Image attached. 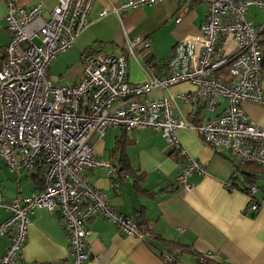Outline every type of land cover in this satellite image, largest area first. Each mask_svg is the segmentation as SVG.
I'll return each instance as SVG.
<instances>
[{
    "label": "built area",
    "instance_id": "1",
    "mask_svg": "<svg viewBox=\"0 0 264 264\" xmlns=\"http://www.w3.org/2000/svg\"><path fill=\"white\" fill-rule=\"evenodd\" d=\"M162 1L168 0H123L112 11L118 16ZM180 1L206 4V18L198 35L175 44L164 74L146 62L141 64L146 80L128 82V58L138 61L137 49L150 47L144 36L137 35L126 41L120 55L83 53L81 76L73 85L52 84L47 71L89 24L93 0H56L46 15L38 1L28 5L6 1L4 26L9 38L0 62V157L10 172L25 171L31 177L40 167L42 188L27 196L17 194L9 202L0 191V209L8 212L0 222V238H8L0 264H60L22 258L30 214L41 208L58 211L68 236L70 264H85L87 222L95 216L148 244L149 229L112 207L105 193L85 176L87 170L104 168L113 187L128 177L113 162L93 155L89 139L93 134L103 138L109 127L157 131L182 161L175 185L183 191L192 188L189 177L205 175L206 168L183 147L176 134L180 129L197 133L216 153H231L239 166L264 168V127L249 122L241 107L243 101H251L264 108L258 42L264 23L255 26L247 18L250 6L264 11V1ZM106 14L104 9L99 16ZM179 82L192 87L182 99L191 105L200 103L208 113L195 123L182 113L174 114L172 96H147ZM225 186L230 189L231 182ZM244 192L248 211L264 210V184L245 185ZM177 253L178 249L164 250L160 257L169 264ZM211 257L203 255L200 260Z\"/></svg>",
    "mask_w": 264,
    "mask_h": 264
},
{
    "label": "crops",
    "instance_id": "2",
    "mask_svg": "<svg viewBox=\"0 0 264 264\" xmlns=\"http://www.w3.org/2000/svg\"><path fill=\"white\" fill-rule=\"evenodd\" d=\"M6 1L0 0V62L9 38L4 26ZM36 1L43 4L44 15L56 4V0H18V3L28 5ZM122 1L93 0L87 27L70 49L49 65L47 76L52 84L77 83L83 53L103 51L120 55L126 41L137 35L144 36L150 47L137 49L138 61L128 58V82L146 80L141 67L146 62L162 75L175 44L184 37L198 35L207 12L204 3L168 0L126 10L117 16L112 8ZM104 9L107 14L100 17ZM247 18L259 26L264 23V11L250 6ZM76 60L78 63L74 64ZM56 66L68 69L66 83L50 79L51 68ZM60 73L55 75L58 80L62 77ZM261 85L264 90V79ZM191 89L189 83L179 82L169 89L153 90L147 96H172L174 114L182 113L195 123L208 113L200 103L191 105L182 99L181 95ZM241 107L249 122L264 127V108L251 101H243ZM176 134L189 155L206 168L205 175L194 173L189 177L192 185L189 191L175 185L182 161L157 131L109 127L103 138L91 136L89 142L95 157L109 160L130 173L124 183L113 187L106 170L94 168L85 171L88 183L104 192L112 207L145 223L152 238L148 244L143 243L135 235H126L110 221L95 216L87 222L90 233L85 264H165L159 253L171 249H178L174 264H202L199 257L209 254L212 256L209 264H264V210L248 211L244 192L245 185L264 184V169L249 175L248 168L239 166L231 153H216L197 133L180 129ZM228 181L230 189L225 186ZM40 186L39 180L27 176L25 171L10 172L0 157V191L5 202L17 194L27 196ZM7 216L8 212L1 208L0 222ZM7 242V237L0 238V255ZM21 254L28 262L70 264L68 236L57 210L49 212L41 208L30 214Z\"/></svg>",
    "mask_w": 264,
    "mask_h": 264
},
{
    "label": "trees",
    "instance_id": "3",
    "mask_svg": "<svg viewBox=\"0 0 264 264\" xmlns=\"http://www.w3.org/2000/svg\"><path fill=\"white\" fill-rule=\"evenodd\" d=\"M258 38H259L258 42H259V46H260V50H261V69H262V72H264V27H262V29L259 31ZM245 167L248 168L249 175H252V174L256 173L257 171H259V170L261 171V169H264L261 166L255 165V164H247V165H245ZM121 169L127 171L128 173H130L127 169H123V168H121ZM31 178L39 180V182L41 183V186H40V188L38 190H40L42 188V179H41V169H40V167L37 169L36 174L34 176H31ZM140 224L145 226V223H140ZM150 233L152 235V232H150ZM153 238H154V236H153ZM176 248H178V247H176ZM160 253H159V256H160ZM202 256L199 257V261L202 264H209L211 259L204 258L205 260H204V262H202L200 260ZM174 263H175V261L172 262V263H169V264H174Z\"/></svg>",
    "mask_w": 264,
    "mask_h": 264
},
{
    "label": "rangeland",
    "instance_id": "4",
    "mask_svg": "<svg viewBox=\"0 0 264 264\" xmlns=\"http://www.w3.org/2000/svg\"><path fill=\"white\" fill-rule=\"evenodd\" d=\"M68 51V50H67ZM77 61V62H76ZM75 62L76 63H74V64H77L78 63V60H76ZM75 66V65H74ZM67 68L65 67V68H62L61 66H56L55 68L54 67H52L51 68V74H50V79L52 80V81H59L60 83H66V77H65V75H66V73H67ZM59 72H61L60 74L62 75V77L60 78V80H58L56 77H55V75H57Z\"/></svg>",
    "mask_w": 264,
    "mask_h": 264
},
{
    "label": "water",
    "instance_id": "5",
    "mask_svg": "<svg viewBox=\"0 0 264 264\" xmlns=\"http://www.w3.org/2000/svg\"><path fill=\"white\" fill-rule=\"evenodd\" d=\"M138 223H140V222L138 221Z\"/></svg>",
    "mask_w": 264,
    "mask_h": 264
}]
</instances>
